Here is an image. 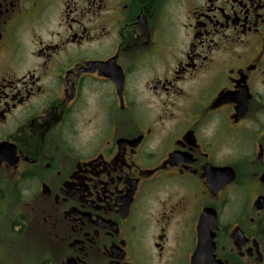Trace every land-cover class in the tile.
Here are the masks:
<instances>
[{"label": "flooded vegetation", "instance_id": "flooded-vegetation-1", "mask_svg": "<svg viewBox=\"0 0 264 264\" xmlns=\"http://www.w3.org/2000/svg\"><path fill=\"white\" fill-rule=\"evenodd\" d=\"M264 0H0V264H264Z\"/></svg>", "mask_w": 264, "mask_h": 264}, {"label": "water", "instance_id": "water-1", "mask_svg": "<svg viewBox=\"0 0 264 264\" xmlns=\"http://www.w3.org/2000/svg\"><path fill=\"white\" fill-rule=\"evenodd\" d=\"M262 180L264 181V175H263V177H262ZM260 200H261V206H263V205H264V201H263L262 198H260Z\"/></svg>", "mask_w": 264, "mask_h": 264}]
</instances>
